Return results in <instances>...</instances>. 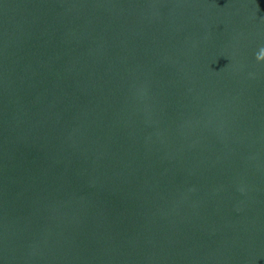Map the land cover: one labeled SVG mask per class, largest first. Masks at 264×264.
<instances>
[{
  "label": "water",
  "instance_id": "obj_1",
  "mask_svg": "<svg viewBox=\"0 0 264 264\" xmlns=\"http://www.w3.org/2000/svg\"><path fill=\"white\" fill-rule=\"evenodd\" d=\"M264 0H0V264H264Z\"/></svg>",
  "mask_w": 264,
  "mask_h": 264
},
{
  "label": "clouds",
  "instance_id": "obj_2",
  "mask_svg": "<svg viewBox=\"0 0 264 264\" xmlns=\"http://www.w3.org/2000/svg\"><path fill=\"white\" fill-rule=\"evenodd\" d=\"M261 56L264 57V49L261 50Z\"/></svg>",
  "mask_w": 264,
  "mask_h": 264
}]
</instances>
